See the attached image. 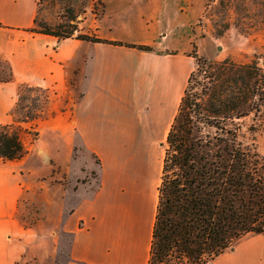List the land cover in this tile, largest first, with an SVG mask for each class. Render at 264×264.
<instances>
[{
    "label": "crops",
    "instance_id": "crops-1",
    "mask_svg": "<svg viewBox=\"0 0 264 264\" xmlns=\"http://www.w3.org/2000/svg\"><path fill=\"white\" fill-rule=\"evenodd\" d=\"M39 2L0 0V128L15 123L21 88L49 94L43 117L23 124L39 132L22 137L28 153L0 158V264H150L160 150L192 66L178 36L185 8L104 0L95 27L86 14L90 35L153 50L142 52L38 33ZM84 169L97 184L73 190ZM209 264H264V233Z\"/></svg>",
    "mask_w": 264,
    "mask_h": 264
},
{
    "label": "trees",
    "instance_id": "trees-1",
    "mask_svg": "<svg viewBox=\"0 0 264 264\" xmlns=\"http://www.w3.org/2000/svg\"><path fill=\"white\" fill-rule=\"evenodd\" d=\"M220 6L251 16L237 23L241 28L264 26V0H220ZM222 28L217 37L229 25ZM38 33L153 51L95 35ZM193 49L197 66L166 140L150 264H209L247 235L264 233V155L255 141L264 134V64L208 61ZM18 130L0 128L2 160L28 153Z\"/></svg>",
    "mask_w": 264,
    "mask_h": 264
},
{
    "label": "rangeland",
    "instance_id": "rangeland-1",
    "mask_svg": "<svg viewBox=\"0 0 264 264\" xmlns=\"http://www.w3.org/2000/svg\"><path fill=\"white\" fill-rule=\"evenodd\" d=\"M104 0H40L37 24V32H51L56 35L65 36L74 33L75 36H90V28L85 25V16L88 13L90 19L94 20V27L103 11ZM182 2L184 6L183 22L184 29L178 32V36L187 45L189 55L196 46L199 57L208 61H223L226 59L239 63L258 61L264 64V26L255 29L241 28L237 23L248 21L251 17L245 12L238 13L235 9H225L220 6V0H176ZM252 7V3L249 2ZM228 24V30H224L223 35L216 36L217 29H223V25ZM92 26V24L90 25ZM77 28V31L75 29ZM191 57V56H190ZM192 58V57H191ZM197 63L192 58L191 73L195 70ZM2 68V66L0 65ZM3 73L7 74L6 68ZM189 75V77H190ZM186 83V87H187ZM49 94L40 89L21 88L19 99L15 109V123L13 131H19L27 143L37 140L39 132L35 126L27 128L24 132L23 124L33 122L43 117V112L47 107ZM259 147V152L264 155V134H259L255 138ZM166 142L161 147L164 158ZM97 164V163H96ZM96 171L79 172L72 181L71 188L77 190L83 183L91 180L96 182ZM30 211L26 214L27 223H32L36 219L35 206L30 205Z\"/></svg>",
    "mask_w": 264,
    "mask_h": 264
}]
</instances>
